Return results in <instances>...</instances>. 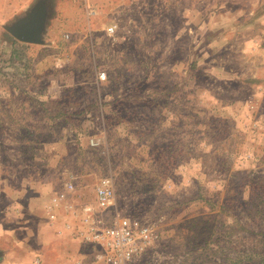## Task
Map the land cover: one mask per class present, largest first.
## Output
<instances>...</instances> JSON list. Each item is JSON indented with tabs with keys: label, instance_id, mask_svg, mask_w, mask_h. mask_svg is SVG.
Returning a JSON list of instances; mask_svg holds the SVG:
<instances>
[{
	"label": "rangeland",
	"instance_id": "374dc122",
	"mask_svg": "<svg viewBox=\"0 0 264 264\" xmlns=\"http://www.w3.org/2000/svg\"><path fill=\"white\" fill-rule=\"evenodd\" d=\"M35 1L0 0V264H73L80 245L59 241L85 212L153 224L138 264H264V96L206 30L246 0H51L42 43L24 44L4 27ZM101 178L113 210L96 205Z\"/></svg>",
	"mask_w": 264,
	"mask_h": 264
},
{
	"label": "built area",
	"instance_id": "2783aa9c",
	"mask_svg": "<svg viewBox=\"0 0 264 264\" xmlns=\"http://www.w3.org/2000/svg\"><path fill=\"white\" fill-rule=\"evenodd\" d=\"M94 195L99 210H113L116 193L108 180H98ZM60 201V197L54 196L45 206L50 223L55 221ZM65 228L70 229L71 225ZM70 239L82 250L73 264H138L157 242L158 234L153 224L138 217L115 214L106 221L100 215L85 212L72 226ZM32 264H42L41 258L36 256Z\"/></svg>",
	"mask_w": 264,
	"mask_h": 264
},
{
	"label": "crops",
	"instance_id": "0c3cea01",
	"mask_svg": "<svg viewBox=\"0 0 264 264\" xmlns=\"http://www.w3.org/2000/svg\"><path fill=\"white\" fill-rule=\"evenodd\" d=\"M50 1L47 3L48 14L49 6L51 5ZM246 4L247 7L235 6L228 13L224 12V10L217 12L215 15L216 25L207 24L209 27L206 30L207 32H214L216 35L217 43L215 46L226 47L233 55H238L248 60L247 66L243 63L242 71L234 73L233 76L251 87V98L254 100L256 97L264 96V0H246ZM50 21L51 18L48 17L45 32ZM260 56L263 58H260ZM27 212L26 202L14 201V203H11V220H13L15 230L26 228L27 221L25 216ZM15 230L11 229V252L13 249L23 247ZM68 241L71 242L69 243ZM68 241L64 242L61 240L59 242H63L65 245L73 242L70 239ZM24 252L26 253V250L20 251V255L11 253V264H32L36 256L41 258L42 264H48L42 258V255L34 254L36 250H32L30 255L27 256L24 255ZM59 259L54 264H66L67 260L64 257L61 256Z\"/></svg>",
	"mask_w": 264,
	"mask_h": 264
},
{
	"label": "water",
	"instance_id": "95a60500",
	"mask_svg": "<svg viewBox=\"0 0 264 264\" xmlns=\"http://www.w3.org/2000/svg\"><path fill=\"white\" fill-rule=\"evenodd\" d=\"M48 1L37 0L32 7L24 12V16L16 19L10 26H5L4 29L18 42L34 45L41 44L42 35L45 32L49 17Z\"/></svg>",
	"mask_w": 264,
	"mask_h": 264
}]
</instances>
